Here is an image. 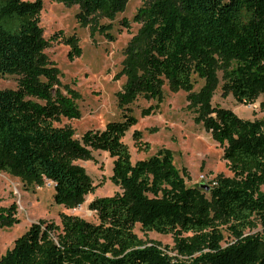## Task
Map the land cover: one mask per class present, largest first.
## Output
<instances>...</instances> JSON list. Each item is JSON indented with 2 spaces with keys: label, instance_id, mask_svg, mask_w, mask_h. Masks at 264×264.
Returning <instances> with one entry per match:
<instances>
[{
  "label": "trees",
  "instance_id": "16d2710c",
  "mask_svg": "<svg viewBox=\"0 0 264 264\" xmlns=\"http://www.w3.org/2000/svg\"><path fill=\"white\" fill-rule=\"evenodd\" d=\"M51 1L78 5L83 26L108 33L112 25L100 19H115L129 0ZM143 1L121 72L127 76L118 92L122 119L79 138L63 124L81 118L80 95L62 84L46 52L43 0H0V78L17 80L16 88H0V172L36 186L49 179L55 202L72 208L98 186L78 160L99 150L113 158L110 179L121 188L89 203L98 222L62 213L61 225L32 223L0 264H264V123L212 104L218 70L222 90L237 102L251 104L264 93V0ZM63 39L71 60L81 55L75 36ZM194 74L206 80L199 91ZM166 82L188 93L195 119L224 148L232 175L219 174L209 191L187 184L189 174L177 168L171 149L134 163L124 142L138 123L130 105L140 97L154 100L141 115L154 113ZM133 138L139 151L150 150L141 131ZM17 214L16 203L0 208V227L18 223ZM137 224L144 232L172 234L175 248L190 259L176 260L160 244H148L135 232ZM258 226L261 233L246 235ZM222 227L235 239L226 247Z\"/></svg>",
  "mask_w": 264,
  "mask_h": 264
},
{
  "label": "rangeland",
  "instance_id": "374dc122",
  "mask_svg": "<svg viewBox=\"0 0 264 264\" xmlns=\"http://www.w3.org/2000/svg\"><path fill=\"white\" fill-rule=\"evenodd\" d=\"M145 4L143 0H129L125 10L115 19L101 18V24H111L108 33L93 30L91 25L83 26L77 18L79 6H66L63 3L43 0L41 26L44 37L50 41L46 52L60 70V80L79 95L78 105L82 116L79 119H65L63 124L72 126L77 137L87 130L104 129L112 120H121L123 110L119 106L118 92L127 81L122 74L126 49L130 40L139 32L141 24L134 20L136 12ZM128 21V26L123 20ZM63 32V33H62ZM65 36H75L82 48L80 56L71 60V46L64 41ZM218 83L212 96L214 106H223L233 110L245 119H259L264 123V93L251 104L237 102L231 93L222 90V72L217 71ZM194 90L199 91L206 83L204 78L193 75ZM15 75L0 78V88H16ZM164 99L160 107L149 116L142 117L141 111L154 100L140 97L131 104V112L138 118V123L130 128L124 142L130 147L132 161L147 158L160 148L173 151L174 162L180 170H186L187 184L201 187L202 184L212 185L219 174L231 176L223 158L224 148L214 139L203 122L195 119L196 113L189 108L188 93L185 90H174L168 82L163 86ZM135 130L142 133V142L150 143L149 151H139L133 138ZM98 185L93 193L88 194L84 201L72 208L55 202L54 184L49 182L43 186L29 185L20 177L0 172V208L13 203L18 206L19 222L0 227V255L11 249L18 237L25 233L32 223L40 220L61 225V214H75L87 220L98 222L95 211L89 209V203L96 197L112 196L121 192L110 177L113 173V158L105 151H94L92 158L78 160ZM264 191V186L262 187ZM207 196L209 193L206 192ZM226 247L235 241L226 227H222ZM135 232L148 244L157 243L176 260H189L175 248L172 234H160L155 231L144 232L140 224ZM260 226L247 230L246 235L261 233ZM185 236L191 234L184 233Z\"/></svg>",
  "mask_w": 264,
  "mask_h": 264
},
{
  "label": "water",
  "instance_id": "95a60500",
  "mask_svg": "<svg viewBox=\"0 0 264 264\" xmlns=\"http://www.w3.org/2000/svg\"><path fill=\"white\" fill-rule=\"evenodd\" d=\"M201 187L204 188L207 191L210 190V185H208V184H202Z\"/></svg>",
  "mask_w": 264,
  "mask_h": 264
},
{
  "label": "built area",
  "instance_id": "2783aa9c",
  "mask_svg": "<svg viewBox=\"0 0 264 264\" xmlns=\"http://www.w3.org/2000/svg\"><path fill=\"white\" fill-rule=\"evenodd\" d=\"M49 182L50 184H54L53 181L46 179L45 183Z\"/></svg>",
  "mask_w": 264,
  "mask_h": 264
}]
</instances>
